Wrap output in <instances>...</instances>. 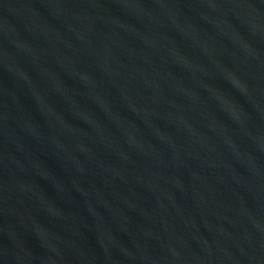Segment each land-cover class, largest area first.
Wrapping results in <instances>:
<instances>
[{
    "label": "water",
    "instance_id": "95a60500",
    "mask_svg": "<svg viewBox=\"0 0 264 264\" xmlns=\"http://www.w3.org/2000/svg\"><path fill=\"white\" fill-rule=\"evenodd\" d=\"M0 264H264V0H0Z\"/></svg>",
    "mask_w": 264,
    "mask_h": 264
}]
</instances>
